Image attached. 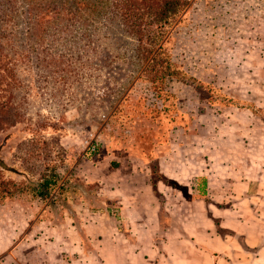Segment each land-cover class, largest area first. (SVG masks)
Masks as SVG:
<instances>
[{"label": "rangeland", "instance_id": "obj_1", "mask_svg": "<svg viewBox=\"0 0 264 264\" xmlns=\"http://www.w3.org/2000/svg\"><path fill=\"white\" fill-rule=\"evenodd\" d=\"M83 1L27 26L0 0V253L84 224L127 231L130 201L164 238L191 211L249 216L264 198V0H188L164 25L162 79L114 1ZM51 172L65 188L34 197L28 182Z\"/></svg>", "mask_w": 264, "mask_h": 264}, {"label": "crops", "instance_id": "obj_2", "mask_svg": "<svg viewBox=\"0 0 264 264\" xmlns=\"http://www.w3.org/2000/svg\"><path fill=\"white\" fill-rule=\"evenodd\" d=\"M263 201V197L257 199V209L253 207L246 218L237 215L235 221L215 220L202 213L192 215L191 211L165 238L159 237L163 220L157 215L153 231H148L147 217L130 201V206L120 208L124 218L117 220L126 224L127 231L114 224L89 232L84 224L87 232L83 235L61 232L55 248H50V240L43 247L28 248L26 236L0 253V264H31L27 260L35 252L44 256L43 263L38 264H264ZM133 209L137 216L128 217L127 212Z\"/></svg>", "mask_w": 264, "mask_h": 264}, {"label": "trees", "instance_id": "obj_3", "mask_svg": "<svg viewBox=\"0 0 264 264\" xmlns=\"http://www.w3.org/2000/svg\"><path fill=\"white\" fill-rule=\"evenodd\" d=\"M112 1L121 10L123 23L126 25L129 34L136 37L138 43L135 46V50L137 57H139L138 59L141 60V63H144L151 58L144 72H151L153 70L156 75L155 77L158 79H162L167 75L170 76L173 70L170 68V64L163 62L165 54L162 44L159 45V43L166 32L164 25L172 15L181 12L187 6L188 0ZM14 3L15 13L22 8V13L27 14L28 20L25 21L27 26L33 22V18L31 19L33 12L42 14L39 20H37V24H42L46 19L44 16L50 12L58 13L61 10H67L71 5H74L75 8L87 5L83 0H14ZM92 5L89 4V6ZM140 9L146 10L149 13L148 22L143 26L137 12ZM152 26H154L153 31L150 30ZM1 165L3 166L2 163ZM65 185L66 180L61 181L60 176L55 172L45 173L40 180L28 182V187L33 196L44 200L48 199L56 188L57 192L62 191Z\"/></svg>", "mask_w": 264, "mask_h": 264}]
</instances>
